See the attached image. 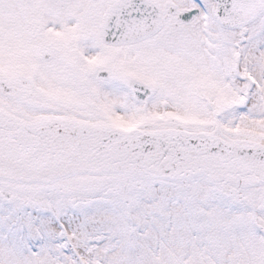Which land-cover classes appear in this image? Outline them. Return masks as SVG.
I'll use <instances>...</instances> for the list:
<instances>
[{
	"label": "snow or ice",
	"instance_id": "obj_1",
	"mask_svg": "<svg viewBox=\"0 0 264 264\" xmlns=\"http://www.w3.org/2000/svg\"><path fill=\"white\" fill-rule=\"evenodd\" d=\"M0 264H264V0H0Z\"/></svg>",
	"mask_w": 264,
	"mask_h": 264
}]
</instances>
